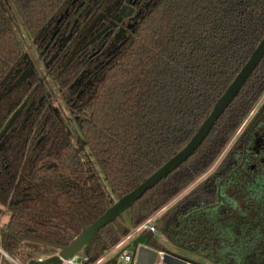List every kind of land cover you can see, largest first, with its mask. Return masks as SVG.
<instances>
[{"label":"trees","instance_id":"trees-1","mask_svg":"<svg viewBox=\"0 0 264 264\" xmlns=\"http://www.w3.org/2000/svg\"><path fill=\"white\" fill-rule=\"evenodd\" d=\"M85 1L0 0V132L30 95V82L13 83L32 40L72 2ZM142 2L148 4L134 32L65 121L45 108L7 132L0 151L7 251L17 254L20 241L66 247L188 143L264 37V0ZM263 94L264 57L195 152L82 254L100 259L206 174ZM210 181L170 207L161 235L175 223H201L196 212L214 198ZM250 236L237 242L243 249L233 264H264V238L256 236L253 248ZM153 237L148 248L170 253ZM223 242L217 239L210 254L215 264H231L218 248Z\"/></svg>","mask_w":264,"mask_h":264},{"label":"flooded vegetation","instance_id":"flooded-vegetation-1","mask_svg":"<svg viewBox=\"0 0 264 264\" xmlns=\"http://www.w3.org/2000/svg\"><path fill=\"white\" fill-rule=\"evenodd\" d=\"M147 4L142 0L72 2L63 15L42 27L13 83L30 82V95L19 106L25 104L15 121H33L45 108L52 110L60 122L65 121L75 101L130 38ZM23 74L26 77L19 81ZM33 81L36 83L31 85ZM206 181H210L206 190L212 188L214 198L196 212L201 223L184 227L175 223L167 236H161L169 245L209 264H215L210 254L217 239L223 238L222 248H218L233 264L232 256L243 249L237 243L242 237L252 235L253 248L256 236L264 238V95L215 164L172 201V207ZM169 209L159 219L165 222L164 214ZM5 233H0L2 246L4 237L9 236Z\"/></svg>","mask_w":264,"mask_h":264},{"label":"water","instance_id":"water-1","mask_svg":"<svg viewBox=\"0 0 264 264\" xmlns=\"http://www.w3.org/2000/svg\"><path fill=\"white\" fill-rule=\"evenodd\" d=\"M263 57L264 37L257 45L255 50L251 53L249 59L246 61V63L238 72V74L235 76L233 81L229 84L224 93L217 100L208 117L202 122L196 133L177 154H175L167 162H165L160 168H158L154 173H152L148 178H146L134 190L122 196L115 203H113L92 224L82 229L80 233L66 247H52L57 251L56 254H54L53 256L41 260H29L28 262L22 264H61L62 260H67L73 257L74 255L80 253L85 246L95 242L98 238L100 230H102L112 222L116 221L120 215L127 212L147 191L151 190L161 180L167 178L173 171H175L195 152V150L208 136L209 132L211 131L218 118L230 105L232 100L238 94L242 86L245 84V82L247 81V79ZM25 77L26 74H23L19 78V81L23 80ZM24 105L25 104H23L21 108L16 110L11 115L4 128L1 130L0 151L4 147L5 136L7 132L10 130L12 124L20 114ZM1 213L2 211L0 209V215ZM163 225V218H160L156 223V229L158 232H161V230L163 229ZM5 235L8 236V233L6 232ZM152 236L153 235L150 232H147L142 235L141 238L144 240H149ZM136 245L137 243L133 242V246L136 247ZM0 251L2 252L3 256L10 258L13 261H15L17 258L14 252L7 251L2 245H0ZM155 259L156 252L154 250H151L146 246L139 247L136 264H154ZM162 264H185V262L177 256L165 254L163 256Z\"/></svg>","mask_w":264,"mask_h":264},{"label":"built area","instance_id":"built-area-1","mask_svg":"<svg viewBox=\"0 0 264 264\" xmlns=\"http://www.w3.org/2000/svg\"><path fill=\"white\" fill-rule=\"evenodd\" d=\"M159 215L160 212L150 217L148 220H146L144 223H142L140 226L134 229L128 236L123 238L112 250H110L109 253H107L105 256L101 257L100 259L94 262H90L88 257L83 255L82 253H78L67 260H62L61 264H105L107 262L106 259L109 256H112V258L115 259V264H136L139 247L146 246L145 244L137 243L136 239L147 232H150L153 236H155V234L158 232L156 229V223L158 222ZM133 242L137 243L136 247L133 246ZM155 252H156V259L154 264H162L163 256L165 254L176 256L168 252H162V251H155ZM8 259L13 264H17L16 261L11 260L10 258ZM181 259L185 262V264H195L187 259H183V258Z\"/></svg>","mask_w":264,"mask_h":264},{"label":"rangeland","instance_id":"rangeland-1","mask_svg":"<svg viewBox=\"0 0 264 264\" xmlns=\"http://www.w3.org/2000/svg\"><path fill=\"white\" fill-rule=\"evenodd\" d=\"M174 201H176V200H174ZM169 207H172V203L169 204L167 207H165L160 213L162 214ZM159 216H161V215H159ZM2 220H4V219L2 218ZM153 238L156 239V240H158L170 253H173V254H176V255H178L180 257H183L184 259H187L189 261H192L195 264H209L204 259L199 258V257H197L194 254L188 253L184 249L181 250V249H179L177 247H174L172 245H169V243H167L166 241H164V239L162 238L160 232H157ZM143 242H145L144 239H142L141 237L140 238H137V243H141L142 244ZM206 243H207V241H204V245ZM23 245H24V249L30 251L32 253V255H38V254H44V253H49L50 252V249L49 248H46L44 246H40V245H36V244H31V243H23ZM81 253H82V251H81ZM16 260H15L16 263L17 262L19 264H22L23 263L22 260L20 258H18V257L16 258Z\"/></svg>","mask_w":264,"mask_h":264},{"label":"crops","instance_id":"crops-1","mask_svg":"<svg viewBox=\"0 0 264 264\" xmlns=\"http://www.w3.org/2000/svg\"><path fill=\"white\" fill-rule=\"evenodd\" d=\"M2 218L4 220H2ZM8 220H9V216L7 215V213L4 212L2 214V216L0 217V233L5 231V226H6L7 222H8ZM5 232H7V231H5ZM23 243H29V242L20 241V244H19V246L16 249V253H17L16 257L20 258L23 263H26L29 260H41V259H44V258H48L50 256H53L57 252L55 249H53L51 247H46V248L50 249L49 253L32 255V253L30 251L24 249ZM142 244H145V243L143 242ZM111 258H112V256L107 257L106 261L107 262L110 261ZM0 264H13V263L7 257L3 256L2 252L0 251Z\"/></svg>","mask_w":264,"mask_h":264},{"label":"clouds","instance_id":"clouds-1","mask_svg":"<svg viewBox=\"0 0 264 264\" xmlns=\"http://www.w3.org/2000/svg\"><path fill=\"white\" fill-rule=\"evenodd\" d=\"M81 253V252H80Z\"/></svg>","mask_w":264,"mask_h":264}]
</instances>
